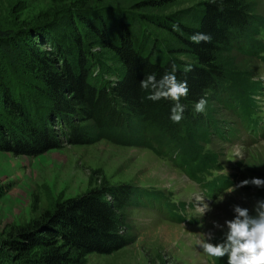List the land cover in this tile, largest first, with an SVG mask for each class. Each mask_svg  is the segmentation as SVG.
Returning a JSON list of instances; mask_svg holds the SVG:
<instances>
[{
	"label": "trees",
	"instance_id": "obj_1",
	"mask_svg": "<svg viewBox=\"0 0 264 264\" xmlns=\"http://www.w3.org/2000/svg\"><path fill=\"white\" fill-rule=\"evenodd\" d=\"M248 18L247 8L236 0H205L195 26L176 24L174 20L171 23L163 17L161 24L174 32L191 58L184 66L167 55L154 58L152 51L145 49V37L135 40L128 19L120 14L114 29L104 26L98 15L79 9H74L69 17V32L57 30L52 17L47 18L44 28H35L33 35L54 49L60 61L57 68L35 46H29L28 33L19 35L0 29V150L30 156L44 152L53 142L60 141L55 137L59 129H51L49 123L67 128L66 141H81L78 134L85 127L73 126L71 122L75 117H87L94 122L91 137L96 138L101 130L114 131L124 126L130 135L124 134L129 143L168 157L192 180L205 181L206 189L215 188L217 179L223 177L206 179L220 166L215 155L202 153L199 142H208L210 125L217 131L209 99L221 102L220 91L228 94L230 103L223 100L225 107L237 110L244 121L252 119V100L246 98L248 90H244L247 80L236 79L232 58H228L231 49L242 54L264 53V39L252 41L243 37L248 43L245 50L238 44L248 23L251 32L255 31L257 21ZM79 22L117 57L121 67L114 80H98V85L87 80L96 60L75 28ZM259 23L264 28V21ZM195 33L209 34L212 40L195 43L191 40ZM173 62L177 79L186 81L188 86L187 96L180 101L185 107L180 123L170 120L173 101H152L147 98L150 92L140 87L146 75L155 73L159 79L171 71ZM189 65L191 70L185 71ZM201 97L208 103L203 113H197L194 104ZM14 113L19 114L18 122ZM33 113L37 123L32 120ZM137 194L123 186L108 192L91 189L55 203L27 223L7 230L0 240V264H81L89 253L109 254L119 249L128 243L122 231L126 225L124 209ZM152 196L157 201L162 199L158 192ZM259 197L264 195L260 193ZM163 204L171 206L167 199H163ZM176 207L181 209L182 205ZM180 219L181 216L177 218ZM214 264H227V259H214Z\"/></svg>",
	"mask_w": 264,
	"mask_h": 264
},
{
	"label": "rangeland",
	"instance_id": "obj_2",
	"mask_svg": "<svg viewBox=\"0 0 264 264\" xmlns=\"http://www.w3.org/2000/svg\"><path fill=\"white\" fill-rule=\"evenodd\" d=\"M204 1L0 0V29H9L19 35L28 33L29 46H35L51 60L52 67L57 68L60 61L54 49L47 41L33 35L37 28L45 27L47 18L52 17L57 30L69 32V17L74 9L98 15L104 26L113 29L120 14L128 19L135 40L145 37V49L151 50L154 58L167 55L184 66L191 61L189 54L174 32L164 27L160 20L168 17L171 23L174 20L176 24L195 26ZM236 1L245 5L248 19L257 21L254 32L248 23L241 35L242 42L241 37L237 40L245 50L248 43L243 37L252 41L264 39V28L259 23L264 21V0ZM75 28L96 60L87 80L93 85H98V80H114L121 67L117 57L101 46L80 22ZM228 58H232V74L236 79L247 80L245 96L252 100L254 109L252 119L247 121L260 130V134L251 135L253 129L246 130L247 121L244 122L237 110L225 107L226 102L230 103L228 94L220 91L221 102L210 97L211 117L218 128L216 131L210 125L208 142H199V146L202 153L215 155L220 166L212 171L213 175L223 176L215 188L206 189L205 181L192 180L168 157L129 143L124 134L130 135L124 126L114 131L101 130L93 138L94 133H90L92 119L75 117L71 124L85 127L81 133L86 136L78 134L81 141L71 142L65 140V126L60 129L59 125L48 122L51 129H59L55 137L60 141L53 142L51 148L33 156L0 150V240L11 227L27 223L42 210L51 209L66 198L91 189L108 192L123 186L138 193L124 209L126 225L122 231L128 243L109 254L89 253L81 264H214V258L207 257L196 245V239L202 232L211 231L213 242H218L223 233L213 227V221L223 224L226 219L233 218V205L247 207L253 213L255 202L264 199L259 197L260 193L264 195V186L249 184L227 192L241 180L264 179V53L242 54L231 49ZM2 109L0 107V113ZM14 116L18 122L19 114L14 113ZM32 120L37 123L34 113ZM156 192L162 194L159 201L152 196ZM163 199L168 200L170 208L163 204ZM201 202L212 209L203 216L197 207ZM177 204L182 205L180 212L175 207ZM180 216L183 219L177 220Z\"/></svg>",
	"mask_w": 264,
	"mask_h": 264
},
{
	"label": "clouds",
	"instance_id": "obj_3",
	"mask_svg": "<svg viewBox=\"0 0 264 264\" xmlns=\"http://www.w3.org/2000/svg\"><path fill=\"white\" fill-rule=\"evenodd\" d=\"M215 2V0H209ZM195 43H209L212 40L211 35L205 33H195L191 36ZM189 65L185 71H190ZM177 71L176 64H171V71L166 72L161 78L157 79L156 74H148L141 79L140 87L149 91L147 96L152 101L166 99L173 101L170 109V120L174 123H180L184 118L185 107L180 103L181 98L188 94L187 82L178 80L175 75ZM208 101L201 97L195 104L194 110L197 113L205 111ZM257 187L264 186V179L253 177L251 179L241 180L238 184L232 185L227 192L231 193L239 187L247 185ZM223 197L221 196L220 200ZM199 209L200 216L211 211V206L201 202ZM234 216L226 219L223 224L213 221V227L220 229L223 233L222 239L213 242L214 235L211 231L202 232L196 239V245L203 250L209 258L223 259L226 257L227 264H264V199H259L253 205V213H250L247 207L233 205ZM203 225H201L202 227Z\"/></svg>",
	"mask_w": 264,
	"mask_h": 264
}]
</instances>
